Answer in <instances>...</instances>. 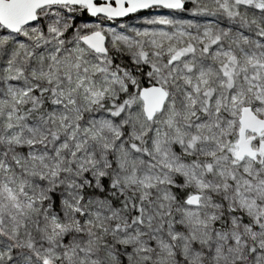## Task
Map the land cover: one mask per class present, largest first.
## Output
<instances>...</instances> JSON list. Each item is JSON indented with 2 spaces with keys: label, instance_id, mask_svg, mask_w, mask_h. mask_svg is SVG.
<instances>
[{
  "label": "snow or ice",
  "instance_id": "snow-or-ice-1",
  "mask_svg": "<svg viewBox=\"0 0 264 264\" xmlns=\"http://www.w3.org/2000/svg\"><path fill=\"white\" fill-rule=\"evenodd\" d=\"M0 264H264V0H0Z\"/></svg>",
  "mask_w": 264,
  "mask_h": 264
}]
</instances>
